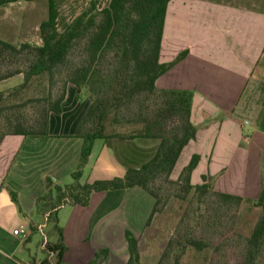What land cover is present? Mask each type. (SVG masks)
Returning a JSON list of instances; mask_svg holds the SVG:
<instances>
[{
    "label": "crops",
    "instance_id": "obj_1",
    "mask_svg": "<svg viewBox=\"0 0 264 264\" xmlns=\"http://www.w3.org/2000/svg\"><path fill=\"white\" fill-rule=\"evenodd\" d=\"M179 55L182 59L156 87L192 93L190 122L197 135L182 150L170 181L178 180L196 155L192 185L211 176L216 192L256 201L264 185V0H170L159 61L167 65ZM89 99L67 83L62 113L50 114L47 137L12 134L1 140L0 264H56L55 254L47 249L56 236L46 223L48 244L43 246L38 227L47 214L35 207L46 192L47 179L54 186L72 183L82 147L76 135ZM159 144L155 138L97 139L80 183L123 177L147 163ZM154 207L155 199L139 187L94 193L87 207L62 206L57 210L64 243L60 264H90L100 249L108 250L107 264H126L127 232L138 239L141 255L140 240ZM20 229L29 231L24 242L17 233Z\"/></svg>",
    "mask_w": 264,
    "mask_h": 264
},
{
    "label": "trees",
    "instance_id": "obj_2",
    "mask_svg": "<svg viewBox=\"0 0 264 264\" xmlns=\"http://www.w3.org/2000/svg\"><path fill=\"white\" fill-rule=\"evenodd\" d=\"M34 0H0V8ZM170 0H110L109 6L99 9L100 0H91L88 6L58 31V13L55 0H48V15L39 25L41 44L15 45L0 38V83L23 76L16 88L0 92V142L6 135L44 138L49 134L50 114L62 113L67 83L86 92L90 107L83 118L77 138L82 140L78 170L72 174V183L54 186L46 180V192L37 199L36 211L47 214L55 244L47 249L61 263L64 252L62 230L58 225L57 210L64 205L87 207L94 193L128 190L139 187L155 199L146 228L158 211L160 184L176 185L180 192L204 196L212 193L220 206H240L249 203L261 211L252 228L241 258L234 264H264V185L256 201L218 193L213 188V177L202 176L201 185H192L190 175L199 157H191L178 180L170 181L173 168L189 141L196 138L197 128L190 122L192 93L179 90H161L156 82L182 59L162 65L159 47L165 24V10ZM61 77L60 91L41 98H24V91L35 83L55 84ZM17 101V103L15 102ZM32 105L33 116L24 108ZM125 115L129 118L125 117ZM134 124L128 134L114 132V125ZM159 139L156 154L141 168L129 169L123 177L80 183L97 139ZM16 201V195L11 193ZM129 260L126 264H145L138 251L139 241L126 233ZM207 243L195 240L189 233L181 240H169L158 264H180L187 247L196 251ZM108 250H97L90 264H107Z\"/></svg>",
    "mask_w": 264,
    "mask_h": 264
},
{
    "label": "rangeland",
    "instance_id": "obj_3",
    "mask_svg": "<svg viewBox=\"0 0 264 264\" xmlns=\"http://www.w3.org/2000/svg\"><path fill=\"white\" fill-rule=\"evenodd\" d=\"M90 1L55 0L58 31H63ZM47 6L48 0H34L0 10L1 37L15 45H40L39 25L47 18ZM105 6L107 0H100L99 7ZM61 77L56 78L53 87L46 82L35 83L24 91V98H41L49 93L56 95L60 91ZM22 79L23 76H18L0 83V92L18 87ZM22 111L33 116L32 105ZM130 116L125 115L127 118ZM134 127V124L126 122L113 126L114 132L120 134H128ZM159 188L158 211L140 240L143 263L158 264L169 240H181L185 233L195 240L204 241L207 246L201 251L187 247L180 264H234L241 258L246 238L259 219L260 210L249 203L222 207L212 193L204 196L195 195L194 192L184 194L176 185L160 184Z\"/></svg>",
    "mask_w": 264,
    "mask_h": 264
},
{
    "label": "built area",
    "instance_id": "obj_4",
    "mask_svg": "<svg viewBox=\"0 0 264 264\" xmlns=\"http://www.w3.org/2000/svg\"><path fill=\"white\" fill-rule=\"evenodd\" d=\"M46 223H47V215L45 216V223L38 227V231L40 232V234L43 237V246H45V247L48 244L47 238L45 237L44 232H43V229L46 226ZM17 233H18L19 237L21 238V241H23V242L26 241L27 238L29 237V231L28 230L20 229L17 231ZM37 264H45V263L39 262Z\"/></svg>",
    "mask_w": 264,
    "mask_h": 264
}]
</instances>
